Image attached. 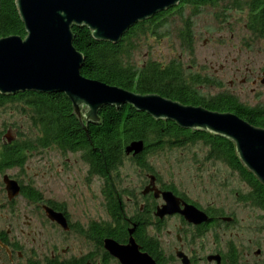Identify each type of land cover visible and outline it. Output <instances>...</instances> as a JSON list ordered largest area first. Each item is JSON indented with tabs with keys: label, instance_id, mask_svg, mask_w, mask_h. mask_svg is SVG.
Instances as JSON below:
<instances>
[{
	"label": "flooded vegetation",
	"instance_id": "obj_1",
	"mask_svg": "<svg viewBox=\"0 0 264 264\" xmlns=\"http://www.w3.org/2000/svg\"><path fill=\"white\" fill-rule=\"evenodd\" d=\"M253 1L232 0L233 4L239 3L240 7L223 6L225 13L228 10L238 13L243 32L237 41V53L239 58L242 55L244 58L239 62L237 58L231 62L228 57L223 59L227 65L234 66L227 69L232 77V80L228 81L231 91L224 90L214 95L200 96L209 100L218 95H229L237 104L254 111L257 118L264 119V105L260 102L250 103L233 91L234 81L238 79L243 85L250 83L253 90L264 86V63L258 66L257 70H251L255 64V55L264 52V29L261 28L264 18H258L264 9V0H259L260 8H253ZM205 2L202 6L215 5L222 1ZM188 5L192 9L196 7ZM209 66L211 69L212 64ZM221 69L223 71V68ZM190 76L198 75L190 74L187 78ZM217 76V72H213L210 77H198L202 84L209 83L221 87L222 79ZM240 119L250 124L247 120ZM127 157L131 159L133 156ZM28 159L22 168L10 166L0 171V264H121L106 252L103 242L102 247H98V237L93 230L95 224L102 227L107 225L112 229L114 227L104 193L106 188L103 190L102 203L106 220L90 221L84 226L74 220L64 202L48 198L35 179L27 175ZM209 160L225 165L237 176L239 188L233 192L231 202L224 196L217 200L207 199L201 205L186 193H180L174 188L167 189L165 186L169 185L162 184L157 176L148 174L147 181L141 185L140 196L136 198L132 194V198L127 197L128 204L122 201V218L130 225L125 228L126 237L122 240L105 237L102 240L112 239L120 245H127L130 238H133L140 251L148 254L155 264H264V208L255 204L254 187L238 172L231 170L223 158ZM87 173L90 174L88 165ZM149 176L154 177L153 184L158 192L173 194L178 200L179 211L183 209L184 204L193 206L205 219L199 223L189 222L180 212L157 216L158 209L164 205L161 195L155 198L152 192L144 195L142 193L145 188L151 187ZM4 177L18 184L19 193L14 197L8 195ZM97 178L106 184L103 178ZM259 185L263 187L260 183ZM149 212V219L145 221L147 217L144 214ZM136 213H140L138 221L135 220ZM137 223L142 229L138 232ZM117 233L115 231L114 235ZM144 237L153 241L154 249L152 248L151 252L143 250L137 242V238L143 241Z\"/></svg>",
	"mask_w": 264,
	"mask_h": 264
},
{
	"label": "trees",
	"instance_id": "obj_2",
	"mask_svg": "<svg viewBox=\"0 0 264 264\" xmlns=\"http://www.w3.org/2000/svg\"><path fill=\"white\" fill-rule=\"evenodd\" d=\"M16 1L0 0V39L9 36L24 38L26 35L16 9ZM226 1L231 7H240L239 3ZM205 3L204 0H181L180 4L181 6L192 4L197 10ZM259 6L260 1L254 0L253 8ZM169 11L171 10L160 12L148 20L137 23L116 44L93 39L91 31L86 27H73V47L84 57L81 75L142 95L157 94L187 106L203 107L220 113L231 112L254 126L264 128V119L257 118L254 111L237 104L229 95H218L209 100L198 95L194 85L202 84V81L198 76L187 78L182 66L176 61H170L166 65L148 61L140 68L129 62L135 46L132 40L154 33L162 27L164 16ZM258 18H264V9ZM261 28L264 29V25ZM191 36V24L188 21L181 32V40L189 51H192ZM7 104L18 105L20 107L18 111L28 118L31 128L27 134L18 130L14 138L3 137L5 132L0 129V171L10 166L22 168L32 154H40L47 149L55 148L63 154L79 153L88 165L90 175L103 178L106 182L104 193L114 227L112 229L107 225L105 227L94 225L98 247H102L104 242L102 239L105 237L122 240L127 235L125 228L130 225L122 218V194L115 189L111 176L123 159L127 158L126 146L134 141H142L144 150L140 155L132 157L131 161L148 172H151V169L145 163V155L154 148L158 150L164 147L179 148L188 144H203L207 149V159L223 158L231 170L238 172L254 187L255 204L264 208V187H261L241 166L235 156L233 144L224 138L185 130L171 121L154 120L129 105L120 108L102 107L98 112L100 122L90 123L84 129L72 114L71 102L63 94L23 92L14 96L0 95V107ZM165 187L173 189L171 186ZM138 214L140 213H136L135 216L137 221ZM150 214V212L144 214L147 217L145 221L149 219ZM137 227V232L142 230L139 223ZM115 231L118 232L116 235ZM137 242L146 252L154 249L153 241L147 237H144L143 241L137 238Z\"/></svg>",
	"mask_w": 264,
	"mask_h": 264
},
{
	"label": "water",
	"instance_id": "obj_3",
	"mask_svg": "<svg viewBox=\"0 0 264 264\" xmlns=\"http://www.w3.org/2000/svg\"><path fill=\"white\" fill-rule=\"evenodd\" d=\"M180 3L181 0H17L16 9L26 35L0 39V95L63 94L84 129L90 123L100 122L98 112L102 107L129 105L154 120L171 121L185 130L224 138L233 144L241 166L264 187V129L231 113L183 105L157 94H138L87 79L80 73L84 57L73 47V27H86L93 39L116 44L137 23ZM143 150L144 143L134 141L126 146L125 155L134 157ZM149 179L151 187L142 193L152 192L155 198L161 195L164 205L157 216L180 212L189 222L205 219L193 206L184 204L179 211L173 194L158 192L154 177ZM3 181L10 197L19 193L16 182L7 177ZM103 246L121 264H155L140 251L133 238L127 245L105 239Z\"/></svg>",
	"mask_w": 264,
	"mask_h": 264
},
{
	"label": "rangeland",
	"instance_id": "obj_4",
	"mask_svg": "<svg viewBox=\"0 0 264 264\" xmlns=\"http://www.w3.org/2000/svg\"><path fill=\"white\" fill-rule=\"evenodd\" d=\"M229 4L222 1L200 6L197 10L189 5L170 9L164 16L162 27L132 40L135 46L129 62L140 68L148 61L161 65L176 61L186 76L196 74L210 77L217 72V78L222 79L221 87L209 83L196 84V93L210 96L224 90L231 91L228 81L232 77L227 69L234 66L227 65L223 59L228 57L231 62L237 58L239 62L244 55L239 58L237 53V41L243 34L239 15L233 10L226 13L223 10V6H231ZM188 21L191 24L192 51L181 40V32ZM263 63L264 52L256 54L251 70H257ZM233 91L250 103L260 102L264 105V86L253 90L250 83L243 85L238 79L234 81ZM18 108L15 104L0 107V129L5 132L3 137L14 138L18 130L26 134L30 131L28 118ZM145 163L151 172L127 157L112 173L114 187L122 194L124 204H128L126 198H132V194L136 198L140 196L141 185L147 181L148 174L157 176L162 184L186 193L201 205L207 199L217 200L224 196L231 202L233 192L239 188L237 176L225 165L207 159V149L200 143L179 148H154L145 155ZM26 171L44 189L48 198L67 205L74 220L84 226L90 221L106 220L102 206L105 184L87 173V165L79 153L63 154L53 148L32 154Z\"/></svg>",
	"mask_w": 264,
	"mask_h": 264
}]
</instances>
